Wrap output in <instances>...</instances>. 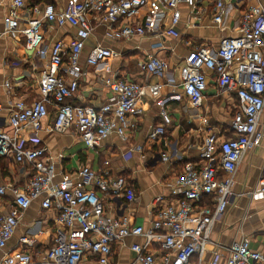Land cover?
Instances as JSON below:
<instances>
[{
    "label": "built area",
    "instance_id": "2783aa9c",
    "mask_svg": "<svg viewBox=\"0 0 264 264\" xmlns=\"http://www.w3.org/2000/svg\"><path fill=\"white\" fill-rule=\"evenodd\" d=\"M223 2L215 3L213 19L217 23L225 11ZM182 3L193 6L194 0H67L62 8L52 3L28 5L24 0L10 1L2 19L3 27L0 26V40L6 34L20 35L25 49L34 53L43 69L37 81L40 99L9 101L4 122L10 132L0 129V157L21 166L25 172L21 185L0 184V250L5 248L30 203L39 199L42 208L56 212L53 244L44 251L40 264H78L85 256L108 264L112 243L122 245L128 237L144 239V244L129 245L140 264H188L193 255L201 260L213 223L224 214L233 197V176L241 158L258 148L264 138L263 131L258 129L264 109L262 6H248L241 15L238 35L222 38L216 49L199 46L190 51L179 70L181 93L172 91L158 100L161 124L149 132L150 140L163 135V126L170 122L164 111L167 102L185 99L191 109L199 110L207 88L204 70L213 72L219 90L235 94L237 110L229 121L232 136L220 143L218 133L204 125L197 155L200 164L185 163L168 182L171 200L161 194L152 199V219L147 227L128 224L110 213L106 200H123L129 205L136 195L126 177L109 174L108 160L103 161L99 170L83 164L57 178L55 161L46 154L39 137L42 121L49 118L48 104L53 103L56 109L47 132L62 133L74 127L84 148L92 150L111 133L125 140L129 119L143 112L142 84L103 75L101 82L111 92L105 102L94 107L66 101L76 94L78 77L84 74L79 59L92 30L88 15H102L108 24V35L116 40L162 34L176 37ZM65 24L75 28L74 37L67 43L58 40L48 44L49 26ZM111 54L109 48L92 47L85 64L97 65ZM64 59L66 64L61 69ZM138 65L145 74L157 77L165 76L169 69L167 60L155 55L145 56ZM62 71L73 78L66 80ZM104 71L109 73V68ZM1 87L8 91L10 82L4 80ZM26 131L25 139L22 133ZM141 148L127 149L123 158L129 159L132 152ZM8 191L11 199L1 201ZM252 193H264V174ZM152 242L159 243L161 252L149 247ZM32 243L26 236L19 237L18 248L4 254L0 264H34L25 250ZM263 262L262 253L246 239L233 241L227 247L225 264Z\"/></svg>",
    "mask_w": 264,
    "mask_h": 264
},
{
    "label": "crops",
    "instance_id": "0c3cea01",
    "mask_svg": "<svg viewBox=\"0 0 264 264\" xmlns=\"http://www.w3.org/2000/svg\"><path fill=\"white\" fill-rule=\"evenodd\" d=\"M11 0H0V26L3 27V16ZM28 5L54 4L64 7L67 0H24ZM225 11L220 22L214 21L216 0H194V5L180 4V18L176 26L178 36L146 35L132 36L128 39L116 40L108 35V24L102 15H88L91 33L85 40L79 63L84 74L78 77V89L74 96L66 101L70 104H83L97 107L111 95L109 88L101 82L100 77L114 75L121 80L135 81L144 86L145 95L141 102V115L129 119V127L125 140L111 133L101 141L96 149L84 148L74 127L66 132L48 131L51 126L56 106L48 104L49 118L42 121L39 132L40 144L46 148V154L55 161L59 174L72 172L78 165H88L99 170L104 160L109 174L122 175L127 178L136 195L131 204L116 200H106L110 213L128 224L147 227L152 219L150 213L152 199L161 194L169 201L171 195L168 182L181 170L187 162L199 165L198 150L204 136V125L218 133L219 143L232 136L229 121L237 110V99L234 93L222 92L218 89L214 74L204 70L207 88L202 106L198 111L188 105L187 100L169 101L164 111L170 122L164 125V133L150 140L149 132L161 124L158 100L165 98L172 91L181 93L179 86V70L187 54L199 46L216 49L224 37H234L239 33L240 18L248 6L260 5L264 8V0H244L234 3L223 0ZM167 23V20L165 21ZM75 35V28L49 26L47 43L55 41L69 42ZM95 46L109 48V58L94 66L85 64L88 51ZM147 55H155L167 60L169 69L162 77L145 74L139 62ZM34 53L24 47L23 38L18 34H6L0 40V83L10 82L9 90L0 88V129L10 132L4 122L8 116V103L22 99L30 102L40 99L38 78L43 63H39ZM41 62H43L41 60ZM66 60L61 69L64 68ZM105 68H109L106 73ZM66 80L73 75L62 71ZM258 129L264 133V109L258 123ZM28 131L22 133L27 138ZM141 146L140 151L132 152L129 159L123 153L129 148ZM161 154V157H158ZM0 167V184L10 182L13 186L24 182V169L9 161ZM264 174V138L261 145L246 152L241 158L233 176L231 191L233 197L224 214L217 219L209 233L205 251L200 261L193 255L188 264H225L227 247L233 241L246 239L249 245L264 256V193L253 195L260 177ZM8 191L1 201L11 199ZM124 205L123 210H121ZM56 212L42 208L40 200H33L24 211L13 235L0 250V260L4 254L18 248V238L26 236L33 243L26 247L34 261H41L43 253L53 244ZM132 242L144 244L142 237L124 239V244L112 243V255L108 264H140L135 261L129 245ZM149 247L160 251L159 243L152 242ZM159 253H156V257ZM78 264H100L95 258L85 256ZM264 264V262L262 263Z\"/></svg>",
    "mask_w": 264,
    "mask_h": 264
},
{
    "label": "trees",
    "instance_id": "16d2710c",
    "mask_svg": "<svg viewBox=\"0 0 264 264\" xmlns=\"http://www.w3.org/2000/svg\"><path fill=\"white\" fill-rule=\"evenodd\" d=\"M8 164H9V160L7 158L0 157V167H1V169L7 167Z\"/></svg>",
    "mask_w": 264,
    "mask_h": 264
},
{
    "label": "water",
    "instance_id": "95a60500",
    "mask_svg": "<svg viewBox=\"0 0 264 264\" xmlns=\"http://www.w3.org/2000/svg\"><path fill=\"white\" fill-rule=\"evenodd\" d=\"M158 157H161V154H160V155L158 154ZM116 202H117V204H119V205L121 204V201L118 200V199L116 200ZM123 208H124V205L122 206L121 210H123Z\"/></svg>",
    "mask_w": 264,
    "mask_h": 264
},
{
    "label": "rangeland",
    "instance_id": "374dc122",
    "mask_svg": "<svg viewBox=\"0 0 264 264\" xmlns=\"http://www.w3.org/2000/svg\"><path fill=\"white\" fill-rule=\"evenodd\" d=\"M7 167H8V166H7ZM7 167H6V168H7ZM7 169H8V168H7Z\"/></svg>",
    "mask_w": 264,
    "mask_h": 264
}]
</instances>
